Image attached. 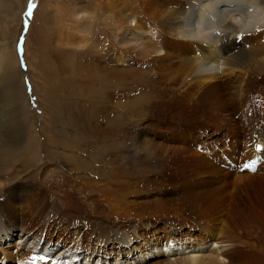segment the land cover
Returning a JSON list of instances; mask_svg holds the SVG:
<instances>
[{
    "label": "bare ground",
    "instance_id": "bare-ground-1",
    "mask_svg": "<svg viewBox=\"0 0 264 264\" xmlns=\"http://www.w3.org/2000/svg\"><path fill=\"white\" fill-rule=\"evenodd\" d=\"M117 2L100 21L113 27L128 20L126 45L134 48L116 50L120 61L144 67L138 80L145 99L163 104L152 125L159 136L142 119L126 140L104 145L106 167L128 177L119 184L105 181L78 146L73 154L48 152L26 134L0 131V264H242L264 257V208L242 196L259 186L264 197V0ZM10 13L13 1L0 0V85L6 83L13 109L0 124L23 134L30 104L17 81L32 64L26 52L27 71L20 66ZM103 26L94 21L83 36L89 54L107 52ZM74 65L76 75L81 65ZM206 127L216 139L202 147L195 141ZM244 144L241 164L231 160L236 168L215 163L225 149L228 156ZM109 185L124 191L118 204L103 195ZM233 214L242 219L234 220L240 230Z\"/></svg>",
    "mask_w": 264,
    "mask_h": 264
},
{
    "label": "rangeland",
    "instance_id": "rangeland-1",
    "mask_svg": "<svg viewBox=\"0 0 264 264\" xmlns=\"http://www.w3.org/2000/svg\"><path fill=\"white\" fill-rule=\"evenodd\" d=\"M12 1L14 13L8 15V20L11 22L10 26H14L12 35L17 40L16 52L20 66L22 69H28L24 60L26 52L25 56L27 55L28 62L32 64L25 75L19 76L17 91L19 94H24L21 100L23 98L28 100L27 103L30 104V107L26 110L23 134L18 133L15 128H7L9 126L7 122L11 119L12 115L10 114L13 111L10 110L12 105L8 100L6 83L1 84L0 123L1 121L2 124L3 121L7 122L3 126L0 124V131L10 130V134L13 136L26 134L33 140H37L39 149H45L48 152L65 150L73 154L75 153L74 147L78 146L81 148L80 150L83 149L81 154L87 163L92 168L99 170L100 173L102 171L104 177L110 178L105 181L120 184V182L128 180V177L115 166L108 165L109 168L106 167L102 160L103 148L112 141L126 140L130 136V127L142 119L147 120V124L150 125L148 129L155 130L154 135L159 136L160 127L156 129L152 125H157L164 106L160 100L145 99L143 96L145 86H142L141 79L138 80V72L143 66L136 65L134 62L128 65L119 59L120 53L116 48L124 49L126 42H129L125 35V31L129 27L128 20L113 21V27L106 24L103 26L100 21L99 16L105 15L109 9L116 11L119 2L117 0ZM94 1L100 4V8L93 3ZM29 10H31V15ZM71 12L74 15H71ZM10 15L11 17H9ZM94 21L100 22L103 26V29L98 32L99 40L105 41L106 38L109 40L104 47L107 52L101 51L99 47L94 49L98 57H102L104 61L101 65L93 59L96 53L89 54L86 51L88 42L84 43L83 39V36L90 35L89 27ZM104 33L106 37L103 36ZM84 44L86 45L84 46ZM129 46L134 48L133 44H127L126 50L130 49ZM75 61L81 65V69L76 75L74 74ZM107 62L108 67L104 69L103 65ZM89 68L93 70L94 76L91 75ZM73 111L78 112L79 122H75ZM80 119H82L81 123ZM235 121L240 122V118L235 116ZM211 132L209 127L198 131L195 143L203 145L202 147L206 144H213L216 138L207 136ZM99 133H102V136H99ZM255 139L248 143V151L253 152L252 143L256 141ZM227 147H231V144L225 146L224 143L223 148ZM244 147L245 144L228 156L224 155V152H228L225 149L223 156L222 154L218 155L215 163L231 171L244 160L245 153H242ZM112 149L117 150L118 148ZM225 157L229 158L226 159L225 164L230 167L224 166V162H221ZM227 160L237 161L236 166L232 161L228 163ZM261 161L263 160L257 162L256 166ZM261 174L264 175V173ZM109 186L110 190L104 192L103 195L108 202L111 201L112 205L118 204L121 199L117 195L124 191L119 187H111L114 185ZM260 193L259 186L247 187L242 190L244 198L250 197L252 200L258 201V207L264 208L260 204L264 200ZM211 208L212 206H208V209ZM260 214H264V211L258 215ZM232 217H230L231 223L238 228L234 220L242 221V219L237 218L234 214ZM260 220L264 221V216H261ZM189 226L185 223L180 227L187 228ZM238 229L240 230L241 227ZM248 260L242 264H264V257L255 256L252 262H248Z\"/></svg>",
    "mask_w": 264,
    "mask_h": 264
},
{
    "label": "snow or ice",
    "instance_id": "snow-or-ice-1",
    "mask_svg": "<svg viewBox=\"0 0 264 264\" xmlns=\"http://www.w3.org/2000/svg\"><path fill=\"white\" fill-rule=\"evenodd\" d=\"M29 14L31 15V10H29ZM249 168H252V170H255L254 168H253V164H249V163H245L244 165H243V169H249ZM41 259H44V257H41Z\"/></svg>",
    "mask_w": 264,
    "mask_h": 264
}]
</instances>
